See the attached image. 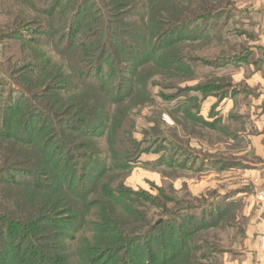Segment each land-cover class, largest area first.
Masks as SVG:
<instances>
[{
	"label": "trees",
	"instance_id": "16d2710c",
	"mask_svg": "<svg viewBox=\"0 0 264 264\" xmlns=\"http://www.w3.org/2000/svg\"><path fill=\"white\" fill-rule=\"evenodd\" d=\"M26 1L30 14L47 17L37 21L28 15L16 24L35 36L21 37L28 56L24 67L0 65V74L15 82L8 84V100L0 110V264H171L182 256L189 232L172 231L170 241L165 239L163 231L173 220L150 221V207L123 177L116 189L93 198L113 173L136 159H123L113 150V157H102L97 140L110 141L118 131L123 116H117L126 101L134 102L140 89L148 94L155 59L168 61L173 52L176 65L202 63L218 70L241 58L224 49L212 59L178 51L186 41L198 46L211 38L230 47L233 41L210 33L219 26L212 20L225 11L218 0ZM90 2L96 10L88 9ZM98 7L103 8L98 12ZM15 8L8 15H15ZM54 19L60 21L56 29ZM23 30L0 27V43L18 39ZM49 43L56 45L62 65L50 56L39 62L33 55ZM210 164L233 168L241 162L214 159ZM239 193L230 191L208 203L209 215L223 219ZM179 213H187L186 208ZM154 238L164 247L180 246L176 254L156 256Z\"/></svg>",
	"mask_w": 264,
	"mask_h": 264
},
{
	"label": "rangeland",
	"instance_id": "374dc122",
	"mask_svg": "<svg viewBox=\"0 0 264 264\" xmlns=\"http://www.w3.org/2000/svg\"><path fill=\"white\" fill-rule=\"evenodd\" d=\"M259 1L218 0L225 15L212 20V24L219 26L210 33L212 36L221 34L227 38L225 42L233 41L230 47L211 38L198 46L186 41V47L178 50L186 55L192 52L197 58L212 59L220 56L224 49L226 53L237 51L240 59L218 70L202 63L176 65L173 52L168 61L155 59L148 72L151 76L147 82L148 94L140 89L134 102L133 99L126 101L122 113L117 116V119L123 116L121 124L118 122L116 126L118 131L110 141L106 138L97 140L96 149L102 157L103 154L113 157V150L123 159L129 155L136 159L129 168L126 166L113 173L105 181L104 191L100 187L99 194L93 198L99 200V196L106 195L108 188L116 189L121 180L118 178L123 177L128 189L150 199L148 201L152 204L144 199L141 201L150 207V221L162 217L173 220L172 226L163 231L168 233L165 239L170 241L172 231L177 235L189 232L182 256L174 258L171 264H238L250 206L261 213L259 216L264 222V202L257 198L264 191V183L256 186L252 181L253 170L264 168V137L258 144L263 155H257V146L253 142V138L264 131V37L261 30L264 18L261 23ZM54 2L48 0L51 5ZM90 3L88 9L96 10L95 4ZM28 5L26 0H0L2 31L23 30L24 27L16 24L28 15L37 21L47 17L39 12L30 14ZM12 6L16 7V14L8 15ZM101 8L98 7V12ZM59 22L58 19L51 20L53 29ZM24 35L35 37L28 30L18 39L0 43V65H6L5 68L11 65L16 70L24 67L28 62V56L22 51V45L26 43L21 38ZM55 47L54 43H49L46 48L32 53L39 62L43 56H50L54 63L62 65L63 58ZM13 79L0 74V110L8 100V84L15 85ZM14 97L17 105L20 95L15 92ZM227 101H231V108L219 109ZM214 159L238 161L241 165L219 168L210 164ZM237 190L240 193L235 196L238 198L234 199L236 205L228 214L223 212V219L209 215L208 203ZM244 198L251 200L252 204ZM184 208L187 213H179ZM262 237L264 234L260 239V249L264 253ZM162 241L154 238L151 249L156 256L164 251L176 254L179 244L164 247L159 244ZM138 248L140 252L146 250L144 244H139Z\"/></svg>",
	"mask_w": 264,
	"mask_h": 264
},
{
	"label": "crops",
	"instance_id": "0c3cea01",
	"mask_svg": "<svg viewBox=\"0 0 264 264\" xmlns=\"http://www.w3.org/2000/svg\"><path fill=\"white\" fill-rule=\"evenodd\" d=\"M261 1V2H260ZM258 2V6H260L261 10V23L263 22L264 18V0H260ZM261 30L263 32L264 37V24L261 26ZM262 52L264 54V38L262 43ZM252 101V104L254 105V101ZM224 106V105H223ZM224 109L231 108V101H227V104H225ZM203 110H206V107L203 108ZM261 127V124H260ZM264 137V131L260 134H257L253 138L254 144L257 146V155H263L261 154L263 149H259L258 144H261V140ZM244 171H251V169H245ZM252 181L255 182L256 186L262 185L264 183V168L253 170L252 174ZM243 196V195H242ZM245 196V195H244ZM243 200H247L248 203H251V200L244 198ZM249 214L246 215L248 226L245 228V235L241 242V253L240 258L238 260V264H264V253L260 249V239L261 236L264 234V222L262 219V216H259L261 213L257 212L256 209L253 206H250ZM245 217V218H246ZM261 218V219H260Z\"/></svg>",
	"mask_w": 264,
	"mask_h": 264
},
{
	"label": "built area",
	"instance_id": "2783aa9c",
	"mask_svg": "<svg viewBox=\"0 0 264 264\" xmlns=\"http://www.w3.org/2000/svg\"><path fill=\"white\" fill-rule=\"evenodd\" d=\"M257 198H258L259 201H263L264 202V191L260 192L258 194ZM261 248H262V250H264V237H262V240H261Z\"/></svg>",
	"mask_w": 264,
	"mask_h": 264
}]
</instances>
